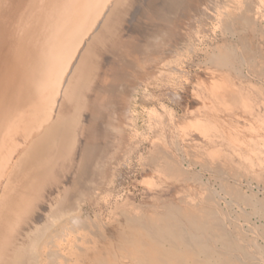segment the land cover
Wrapping results in <instances>:
<instances>
[{
    "label": "bare ground",
    "instance_id": "bare-ground-1",
    "mask_svg": "<svg viewBox=\"0 0 264 264\" xmlns=\"http://www.w3.org/2000/svg\"><path fill=\"white\" fill-rule=\"evenodd\" d=\"M262 2L0 0V264H209L215 254L217 262L230 264L222 256L227 249L212 244L193 213L181 211L179 187L168 195L158 188L142 202L115 200L120 207L108 212L99 203H106L109 192L95 204L88 200L103 193L110 163L129 148L144 120L152 124L146 117L150 108L179 164L186 160L183 149H197L191 131H180L199 123L211 129L212 117H190L188 105H181V117L163 102L162 113L151 105L156 99L182 104L178 89L189 76L196 78L190 95L200 111L206 106L231 112L241 106L231 89L225 100L214 97L210 86V99L201 97L208 81L212 87L218 79H232L231 65L215 60L213 51H233L243 66H248L244 53L260 51L250 25H261ZM198 51L204 56L201 64L190 68ZM183 54H190L187 63ZM239 101L246 106L244 95ZM201 133L209 150L219 151L209 142L213 133ZM150 148L151 166L144 174L170 173L180 183L181 164L162 154L158 144ZM221 151L223 165L231 163ZM115 183L111 174L108 190ZM193 195L191 190L187 197ZM152 210L173 218L172 236L165 230L158 237L161 242L169 238L175 248L170 260L138 235V229L156 234ZM193 243L203 247L200 254L207 261ZM247 250L234 260L260 262Z\"/></svg>",
    "mask_w": 264,
    "mask_h": 264
},
{
    "label": "rangeland",
    "instance_id": "rangeland-1",
    "mask_svg": "<svg viewBox=\"0 0 264 264\" xmlns=\"http://www.w3.org/2000/svg\"><path fill=\"white\" fill-rule=\"evenodd\" d=\"M259 7L261 15L259 20L261 25L257 27V25L252 26L251 24L252 29L250 33L253 31L252 39L255 43L257 40L260 51L252 48L251 51L243 54L249 67L247 65L243 66L233 51L225 53L227 56L220 51H213L212 53L215 56V60L218 58V60L225 61L231 65L228 72L232 75V79L230 77L232 82L230 80L229 82L219 81L218 79L211 87L208 81L205 84L207 88H204L206 90L204 93L207 94L202 95L201 98L209 100L210 95L208 92L213 91L214 97H217L219 94L220 97L218 99L225 100L223 97H226V91H230L231 89L238 92L235 95V104L241 105L240 107H235L236 109L233 111L228 112V115L231 117L229 119H226L220 114L221 118L218 119L216 125L220 127L221 124L224 125V130L218 131L214 126L210 129L202 123L196 124V128L181 129V135L184 132L188 134L191 131L189 134L198 143L195 144L197 149H193V151L187 152L186 149H183L186 160L181 162L180 165L176 160L178 158H175L178 156L177 150L167 144L166 132L161 121L156 118L154 112L150 110L151 108L148 109L147 111L149 113H146V117H149L152 124L149 125L144 120L142 128L138 130V133L131 140L129 148L123 154H120L116 161L114 160L113 163H110L113 169L112 172H107L106 185H104L106 187L103 189V193L101 192V194L97 193L91 196L88 203L91 204L92 202V204H95L101 200L99 199L100 195L103 196L102 194L109 192V194L104 196L107 199L106 203L102 200L99 203L101 207H104L105 212H108L120 207L119 204H115V200L119 202L125 200V202H132L134 198H137V200H141L142 202L144 198H148L147 195L153 194L156 196L158 194V188L164 187L166 189L165 193L168 195L175 193L174 190L179 187L180 191L178 195L182 200L181 203H184L181 211L184 212V215L193 213L198 219L199 226L211 237L212 244L216 247L227 249V252L222 255L223 258L230 262V264H239V261L234 260V258L240 257L239 251L245 252L248 249L247 251L249 253H257L260 262L255 260L253 263L244 262L243 264H264V2ZM196 53L192 58L193 62L190 68L198 67L201 64V59L204 57L202 51ZM189 56L190 54H183L184 63H187L191 59H188ZM241 78L244 80H241ZM195 79L194 75L189 76V83L187 84L184 81V85L178 89L181 93L180 103L182 104L177 107L175 104L164 99H156L154 100V104L151 105L155 106L161 112L160 105L163 102L175 109L174 112L177 115L179 114L178 117L183 116V111H181L183 109L182 106L185 107L188 105L193 109L190 117H209L210 113L206 114L205 111L208 112L210 107L204 106L203 110L200 111V103L190 95L191 83ZM209 86L210 91L207 90ZM240 95L245 96L247 100L246 106L240 103ZM213 102H215V99ZM193 103L197 105H193ZM237 111L239 113L236 114ZM212 122L214 123V121ZM201 132L213 133L209 142L219 151L209 150L212 147L210 145L207 146L208 142H205ZM219 132L221 136H219ZM175 134L172 131L168 132L167 135L172 141L173 138H176ZM157 144L161 147L162 154L167 155L171 161L180 165V170L183 173V179L180 183H177L170 173L165 177H159L156 173L151 174L149 171L144 174V170L149 169L151 166L149 153L152 151L150 146H156ZM221 150H225L230 155L231 163L228 162L223 165L222 159L224 157L222 155L223 151ZM194 156H197V159ZM111 174L116 175V183L111 190H108L107 185L109 184ZM214 189L217 196L214 194ZM191 190L194 191V195L188 198V192ZM227 202H231V204ZM153 204H156V202ZM139 208L145 209V206H139ZM152 209L154 211L157 210L154 206H152ZM153 210L152 215L156 218L153 229L157 231L155 232L156 234L154 236L151 234L145 235L144 232L146 233L148 231L142 232L141 229H138V231L136 229V231L139 233V236L148 239L156 248H160V250L167 253V258L170 260L172 255L176 256L174 253L175 248L172 247L169 238L165 242H161L158 240V237L165 230L168 234L170 229L173 228V222L171 223L173 218L169 220L165 214L162 216L157 212H153ZM161 226H165L166 229H162ZM217 230H221L222 232L219 233ZM169 234L167 236L171 237V232ZM193 244L198 249V257L204 262L207 261L203 254H200V248L203 247L198 243ZM214 252L216 251L214 250ZM180 254L184 258L183 253ZM213 257L209 264H220L219 255L215 254ZM138 261L141 263L145 262L141 258ZM150 263L155 264L153 260ZM121 264L125 263L121 262Z\"/></svg>",
    "mask_w": 264,
    "mask_h": 264
},
{
    "label": "crops",
    "instance_id": "crops-1",
    "mask_svg": "<svg viewBox=\"0 0 264 264\" xmlns=\"http://www.w3.org/2000/svg\"><path fill=\"white\" fill-rule=\"evenodd\" d=\"M209 111L207 112V111H205L206 112V114H208V113H210L209 114V116L210 117H212L213 118V120H214V123L212 122V124H213V126H214V128L215 129H220V130H224V128L222 127L223 125L221 124V127L220 126H218V125H216V122H218V119H220L221 117V115H223L226 119H229V118H231L229 115H228V112H226V111H224V110H221V111H219V110H212L211 111V109H208ZM223 113V114H222ZM221 114V115H220ZM213 126H212V128H213Z\"/></svg>",
    "mask_w": 264,
    "mask_h": 264
}]
</instances>
